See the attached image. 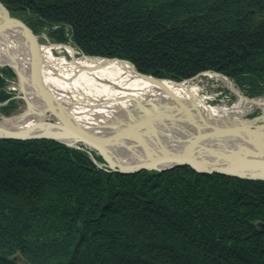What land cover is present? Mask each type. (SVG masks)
Masks as SVG:
<instances>
[{"label":"trees","instance_id":"1","mask_svg":"<svg viewBox=\"0 0 264 264\" xmlns=\"http://www.w3.org/2000/svg\"><path fill=\"white\" fill-rule=\"evenodd\" d=\"M0 1L87 55L176 81L211 70L264 96V0ZM13 78L0 68L5 113ZM0 264H264V181L190 166L119 173L88 149L3 139Z\"/></svg>","mask_w":264,"mask_h":264},{"label":"water","instance_id":"2","mask_svg":"<svg viewBox=\"0 0 264 264\" xmlns=\"http://www.w3.org/2000/svg\"><path fill=\"white\" fill-rule=\"evenodd\" d=\"M19 34H23V38L18 37ZM6 37L17 44V47H23L19 61L24 67H19L16 60L14 63L0 61V67L9 66L14 70L20 93L27 106V112L29 111L27 114L31 115V105L26 96L37 98L41 102L43 112L38 115L43 121H37L30 127H25L27 124H17L14 128L0 126V140L51 139L70 147L88 149L104 159V163H99L90 154L100 168L119 173L141 170L167 171L180 166H190L202 174L219 173L264 181V123L254 125L237 121H217L206 117L204 113L200 114L193 107L186 108L183 102L184 105H176L177 102L170 101L167 105L159 101H145V105L136 102L135 109L138 112L134 109L126 113L108 109L110 105L104 103V100L92 101L85 98L77 105L74 102L67 107L44 81V45L40 43L38 35L27 23L13 16L0 1V43L1 39L6 40ZM60 45L64 47V44ZM6 51L9 53L8 47ZM82 55L86 59L130 64L136 76L156 85L163 81L180 84L171 79L143 74L128 60L90 56L83 52ZM81 106H87L88 109ZM75 108L84 111L81 114L85 117L83 121H79L73 113ZM102 113L109 115L104 116ZM4 119H18L19 123L23 121L21 117L2 118ZM33 119L27 121L28 124ZM17 127L19 128L15 129ZM114 148L121 149L125 155L115 153Z\"/></svg>","mask_w":264,"mask_h":264},{"label":"bare ground","instance_id":"3","mask_svg":"<svg viewBox=\"0 0 264 264\" xmlns=\"http://www.w3.org/2000/svg\"><path fill=\"white\" fill-rule=\"evenodd\" d=\"M7 36L12 37L10 34H7ZM18 37L23 38V34H19ZM7 39V37L6 40L3 38L1 39L0 61L14 63L16 60L15 62L19 67H24L21 65V61H19V58L22 57L20 51H22L23 47L19 45L17 47L15 46L17 44H15L12 40L9 41ZM7 47L9 49V53L6 51ZM60 48H65V50L71 54L73 58L57 59L54 56L53 51ZM42 52L44 58L43 63H45L42 71L44 81L46 85L54 91L58 98L67 104V107L73 105L74 102L75 105H77L82 98H85L92 101L104 100L106 101L104 103L110 105L107 107L108 109H113L115 112L120 111L122 113H126L127 111H132L136 108V102H140L145 105V101L153 103L154 101H159L164 102L165 104L170 101V103L177 102L176 105L185 104L187 106L186 108L193 107L195 110L200 112V114L204 113L206 117L217 121H225L224 119L228 120L233 117L230 115V111L224 108L208 106L205 100L199 96L196 89L190 88L188 84H176L170 81H163L161 84L156 85L152 82L144 81L134 74L133 68L130 64L101 59H86L84 57L74 59L75 53L73 52V49L66 45L62 47L60 44H50L49 46L44 45ZM12 55H16L18 59H16V56L14 58ZM0 68H9L15 74L14 70L9 66ZM227 81L229 87L233 89V82L229 80ZM15 84L17 87L20 86L19 82ZM234 91L239 94L240 99L239 106L235 108L238 114L246 112L245 110H241V103L245 100L256 105L264 106V99L250 101L244 98L238 90ZM26 97L30 100V116L32 119L34 118L29 124H27V126H25L30 127L37 121H43L39 118L40 115H38V113L43 112V107L37 98L33 97L31 99L30 96ZM81 108L88 109L87 106H81ZM81 108H75L73 110V113L77 116L79 121H83L85 118L81 115L84 112ZM150 108L153 109L152 105H150ZM84 116L87 115L84 114ZM261 120H264V118L262 117ZM18 122V119H4L0 121V126L16 127V125L19 124ZM18 128L19 127L15 129ZM163 132L165 133V131ZM114 152H118L119 155H125V152L121 149L115 150L114 148ZM127 153L128 152H126V154Z\"/></svg>","mask_w":264,"mask_h":264},{"label":"rangeland","instance_id":"4","mask_svg":"<svg viewBox=\"0 0 264 264\" xmlns=\"http://www.w3.org/2000/svg\"><path fill=\"white\" fill-rule=\"evenodd\" d=\"M26 23V22H25ZM39 37V41L42 45L49 46L50 44H64L68 47H71L73 49V52L75 53L74 59L83 58L81 50H79L77 47H75L72 43H59L56 42L52 37L45 31H42L41 33L37 34ZM17 46V45H15ZM16 48V47H15ZM54 56L57 59H72L73 56L69 54L65 48L56 49L53 51ZM72 56V57H71ZM102 57V56H101ZM16 75V74H14ZM233 82V89L229 87L228 81ZM17 76L12 79V82H10L9 89L11 92L14 93V96L12 99L16 100V106L11 108L9 113H5L2 110V106L6 105L10 100L0 103V121H2V118H16L21 117L23 119L22 122H18V126H25L28 124V122L32 119V117L27 114V106L25 104V101L22 97V93H20V86L17 87L15 83H17ZM176 81V80H174ZM180 84L185 83L188 84L190 88L196 89V91L199 93V96L202 97L208 106L210 107H221L228 111H230V115L233 117L230 119H224L225 121L235 122V121H241L242 123H249L254 125L263 124L264 120H261V118H264V106L262 105H256L249 101H244L241 103V110H245V113L238 114L236 111V107L239 106V94L235 92L234 90H238L240 94L243 97H246L247 100H262L264 99V96H257V97H249L245 94L244 91H242L237 84L234 82V80L222 73H218L215 71H204L199 73L198 75L191 77L189 79L176 81ZM14 83V84H12ZM236 87V88H235ZM119 89V88H118ZM124 90V89H123ZM132 92V91H131ZM235 109V110H234ZM98 109H96L97 111ZM99 111V110H98ZM138 112V110H136ZM136 113V112H134ZM104 116L109 115L108 113H102ZM95 115V113H94ZM93 115V116H94ZM99 118V117H94ZM28 121V122H27ZM171 124V122H170ZM91 154V152H89ZM98 162V161H97ZM100 163V162H99ZM262 181V180H261Z\"/></svg>","mask_w":264,"mask_h":264}]
</instances>
